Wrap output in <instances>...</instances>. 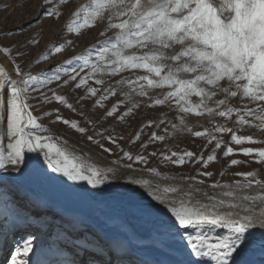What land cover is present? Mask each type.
Returning <instances> with one entry per match:
<instances>
[{
  "label": "snow or ice",
  "instance_id": "snow-or-ice-1",
  "mask_svg": "<svg viewBox=\"0 0 264 264\" xmlns=\"http://www.w3.org/2000/svg\"><path fill=\"white\" fill-rule=\"evenodd\" d=\"M67 2L42 0L37 17L59 19ZM97 26H103L99 35L104 39L38 73L25 71L18 62L22 51L0 44V54L15 73L13 78L0 64V218L17 229L38 228L48 235V248L55 256L64 257L66 250L73 256L32 262L29 254L39 257L41 251L34 253V248L40 249L38 236L29 234L16 240L9 264H244L242 258L257 243L264 254V180L258 170L233 173L241 179L232 182L208 183L215 175L208 169L218 162V152L228 159L226 167L249 161L264 164V147L246 146L264 145V139L238 134L244 128L264 132V0H85L71 13L65 30L78 36ZM71 43H54L37 63ZM74 61L78 67L72 66ZM125 72L132 75L124 76ZM53 83L56 88L49 87ZM70 85L83 90L75 104L82 108L92 101L89 110L102 112H78L57 91ZM118 95L121 98L109 107L107 101ZM32 100L38 105L57 102L78 112L84 126L64 118L59 108L52 123L69 126L91 148L81 151L52 133L39 121L53 112L35 115L38 105ZM142 104L166 106L175 115L169 119L164 113L143 124L128 141L140 142L134 153L121 143L125 137L113 135L115 129L104 122L124 121ZM192 118L196 123H190ZM201 119L210 127L200 124ZM161 125L163 135L152 131L147 140L141 139L143 128ZM169 126L173 133L202 138V150L172 151L166 146L147 153L149 145L166 140ZM108 144L121 155L107 164L95 162L92 148L112 154ZM208 145L211 152L205 156ZM236 155L249 160L229 159ZM150 157L173 166L199 167L195 175L139 169L154 174V180L126 175L127 183L121 186L139 187L124 195L134 200L137 213L154 222L147 232L125 217H93L76 207L54 205L51 198L22 183L58 181L56 195L72 205L82 192L95 198L112 187L123 160L128 161L123 168L135 172V165H148ZM141 252L147 256L138 255Z\"/></svg>",
  "mask_w": 264,
  "mask_h": 264
},
{
  "label": "rangeland",
  "instance_id": "rangeland-1",
  "mask_svg": "<svg viewBox=\"0 0 264 264\" xmlns=\"http://www.w3.org/2000/svg\"><path fill=\"white\" fill-rule=\"evenodd\" d=\"M85 2V0H83ZM82 0H68L67 4L62 6L61 11L62 15L59 19L54 18H45L43 16L37 17L38 11L41 10L42 0H0V44L11 45L14 49L22 51L24 56L18 58V62L22 63V67L25 71H31L32 73L41 72V70H47L52 67L54 64L66 61L73 56L81 54L86 48H89L91 45L96 44L98 40L104 39L100 36L99 33L102 31L103 26H97L83 30L80 35H75L74 33L68 32L65 30V26L68 23L71 13L83 2ZM83 2V3H84ZM52 5H47L51 7ZM36 19H39V23L35 22ZM7 33V35H5ZM109 36L112 35L111 32L108 33ZM35 40L37 43L33 44L32 41ZM71 40L72 43L67 45L62 52L60 53H49V59L40 60L37 63V59L52 45L59 44L65 41ZM15 54V53H13ZM12 75L15 78V73L12 70V65L8 61ZM73 67H78V62H73ZM124 76H131L132 73L125 72ZM66 79L67 77H63ZM106 80L109 77H104ZM120 77L117 76L116 79ZM91 83V82H90ZM49 87L56 88L55 83L49 85ZM60 94H64L69 98V101L74 103L77 107L78 112L84 111L85 115H91V113H96L97 115L102 112L94 107L90 109L92 101H87L81 108L80 105L75 104L76 99L83 94V90H76L71 85L63 89H57ZM118 95L115 98H111L107 101L108 106L110 107L116 99H120ZM137 99H141L137 97ZM33 105H38L37 100L30 101ZM234 103H239L238 100ZM60 109V115L67 119H77L80 121L81 126H84L83 117L77 113L72 112L71 110L66 109L64 106L59 105L57 102H52L49 104L38 105L33 109L34 114L40 116L44 111H52L53 115L47 118L40 120L39 122L48 126L52 133L62 136L65 140L68 141L70 145L75 146L81 151H88L91 148L90 142L86 138L77 133L75 130H71L69 126L64 125L62 122L52 123L55 120V110ZM120 111H124L122 106ZM167 113L168 118L172 119L174 117V112L170 111L166 106H157L152 108L147 105H141V107L133 112L130 117H127L124 121H117L115 118H110L104 125L110 129H115L112 133L113 135H122L125 137L123 143L128 150L135 153L136 149L139 147V141L135 144L128 143L129 139L134 137L136 132L140 130L143 124H146L149 119H157L162 114ZM190 123H196L195 118L190 119ZM200 124L204 127H210L208 122L204 119L200 120ZM232 126V125H229ZM164 125H161L160 129L153 127L143 128V134L141 136L142 140H147L148 136L152 131H156L158 135H163ZM196 130H200L197 128ZM169 135L167 136L164 142H156L153 145H149L147 153H151L157 149L164 151L167 148H170L172 151H181L184 149L191 150L193 152H200L206 143L202 138H193L187 133L172 132L171 127L169 126ZM238 134L240 135H254V137L259 139H264V132L258 131L256 128H244ZM225 140L229 139L228 136L224 137ZM112 148V154L104 153L101 150L92 148L90 156L95 162H98L100 159L104 161V164H107L111 160H116L121 154L119 150L115 148L114 145L108 144ZM251 147H264V145L251 144L246 145ZM212 145H208L207 149L204 150V155L207 156L211 152ZM145 153V154H147ZM218 162L213 163L208 170L213 171L215 175L208 179V183L211 184L212 181L219 180L221 182H232L235 180L241 179L239 176L233 175L236 172H248L252 170H258L259 178L264 180V164L257 163L255 161H249L247 164H240L238 166L226 167L228 164V159L222 158V151L217 153ZM100 158V159H99ZM231 158L240 159V160H249L248 157L243 155L232 156ZM124 163H128L127 160L121 162V167ZM156 168L162 174H193L195 175V169L199 165H190L185 164L183 167L173 166L168 163H160L159 157H150L148 165H135L137 169L136 172H140L144 175L150 177H155L154 174L147 171H139L140 168ZM224 171V175L221 176L220 173ZM56 175V174H54ZM59 176V175H57ZM156 178V177H155ZM203 179V177H201ZM112 181L110 182L113 186L107 187L105 192H113L111 194L118 193H128L130 188H138L137 185H130L129 187H123L125 183L121 181ZM116 182V183H115ZM25 188L38 193L42 196H48L49 198L53 197L56 194V189L59 187V182H54V185H42L38 184L32 180H25L22 182ZM117 184V185H116ZM116 185V186H115ZM115 186V187H114ZM103 187V186H102ZM105 187V186H104ZM116 188V189H115ZM119 188L126 189L120 190ZM118 189V190H117ZM120 190V191H119ZM143 191V189H140ZM211 189L209 192L211 193ZM23 195V193H21ZM82 198L75 201L72 205H67L64 202V207H76L86 213L93 216L95 209H93V203L90 200V197H87L86 194L81 195ZM91 202V203H90ZM87 204V205H86ZM92 207V208H91ZM94 210V211H93ZM51 217V212L49 213V218ZM59 221H57L58 223ZM29 234L38 236L37 244L40 245V249L34 248V253L36 251H41V255L37 257L33 253L29 254L30 260L35 262L38 258L45 260L50 256V250L48 248L49 238L45 233H41L40 230L36 227H24V228H14L11 223L5 224L3 219L0 218V250H4L1 253L0 264H9L11 254L14 252L15 242L18 238H23ZM71 258L72 254L69 255ZM245 257V256H244ZM60 258L65 257H57ZM54 259V258H53ZM69 259V258H68ZM250 261L245 258V262ZM251 263V262H249Z\"/></svg>",
  "mask_w": 264,
  "mask_h": 264
},
{
  "label": "bare ground",
  "instance_id": "bare-ground-1",
  "mask_svg": "<svg viewBox=\"0 0 264 264\" xmlns=\"http://www.w3.org/2000/svg\"><path fill=\"white\" fill-rule=\"evenodd\" d=\"M0 64H2L6 69H8L11 72L9 64H8V60L4 57L3 54H0ZM13 78H14V76H13ZM98 162L100 164H104V161L102 159H100ZM56 175H59V174H56ZM126 175H135L137 177L144 178V179H150V180L156 179L155 177H150L148 175L146 176L140 172H136V171L130 172L128 169H125V168L120 166L116 180L121 181L122 183L126 184L127 183V181L125 179ZM68 183L71 184L73 182L69 181ZM80 183H83V182H80ZM161 183H166V182L161 181ZM87 187H90V186H87ZM119 189L121 190V188H119ZM122 190H126V189L122 188ZM111 193H113V192H110V193L104 192L103 194H100V195L96 196L95 198L90 197V200L92 201L93 206H94L93 209H95V211L93 210L95 212L93 214V217H97V216H99V217H105V216L125 217L141 232H147L154 227V222L151 218L141 216L139 213L136 212L135 206H134V200L131 199L130 196L124 195V193H121V192L120 193L117 192L116 194H111ZM82 194H86V193L82 192L81 195ZM51 199L53 200L54 205L64 207L65 201L62 198H60L59 196H57L56 194L53 197H51ZM221 231H223V230H221ZM3 250H4V248H3ZM3 250H0V257H1V253ZM53 254L54 253L52 252V253H50V256L47 255V257H52V260H53ZM138 255H140L142 257H146L147 253L141 252ZM65 256H66V253H65L64 257ZM245 258H247L250 261L245 262ZM242 259L244 261V264H264V254H262V250H261L259 244L257 243L255 246L251 247L248 254L245 257H243ZM249 262H251V263H249ZM209 264H210V262H209Z\"/></svg>",
  "mask_w": 264,
  "mask_h": 264
}]
</instances>
